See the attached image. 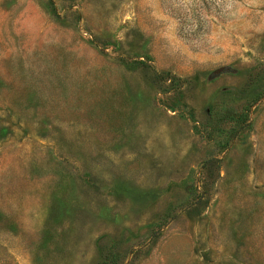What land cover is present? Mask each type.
I'll use <instances>...</instances> for the list:
<instances>
[{
    "label": "rangeland",
    "instance_id": "1",
    "mask_svg": "<svg viewBox=\"0 0 264 264\" xmlns=\"http://www.w3.org/2000/svg\"><path fill=\"white\" fill-rule=\"evenodd\" d=\"M111 247L264 264V0H0V264Z\"/></svg>",
    "mask_w": 264,
    "mask_h": 264
},
{
    "label": "trees",
    "instance_id": "2",
    "mask_svg": "<svg viewBox=\"0 0 264 264\" xmlns=\"http://www.w3.org/2000/svg\"><path fill=\"white\" fill-rule=\"evenodd\" d=\"M214 107H215V105H214ZM167 218H169V217H167L166 214L164 213L162 220L165 221V220H167ZM107 252H108V254L105 255L104 257H102L101 252H98V258H99L98 262L100 264H116L117 257L114 255V253L112 251V247L107 249Z\"/></svg>",
    "mask_w": 264,
    "mask_h": 264
}]
</instances>
